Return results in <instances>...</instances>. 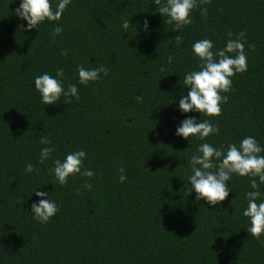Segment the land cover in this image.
<instances>
[{
    "label": "trees",
    "instance_id": "obj_1",
    "mask_svg": "<svg viewBox=\"0 0 264 264\" xmlns=\"http://www.w3.org/2000/svg\"><path fill=\"white\" fill-rule=\"evenodd\" d=\"M19 3L0 0V264H264V237L247 232L242 214L248 178L233 176L222 205L197 201L185 184L202 141L176 135L186 118L201 119L178 110L188 91L183 76L198 70L193 43L210 39L218 50L228 33H243L248 70L222 93L228 100L219 117L202 115L220 130L203 142L226 148L253 136L264 146V0H198L181 31L154 0H72L60 22L27 31L15 15ZM57 23L63 32L53 37ZM79 65H104L109 76L82 85ZM58 68L80 98L47 106L34 79ZM42 135L55 148L44 163ZM78 150L88 153L84 166L95 176L61 186L49 170ZM28 163L38 172L26 173ZM35 188L60 205L48 223L31 217Z\"/></svg>",
    "mask_w": 264,
    "mask_h": 264
},
{
    "label": "clouds",
    "instance_id": "obj_2",
    "mask_svg": "<svg viewBox=\"0 0 264 264\" xmlns=\"http://www.w3.org/2000/svg\"><path fill=\"white\" fill-rule=\"evenodd\" d=\"M203 2V0H201ZM72 0H20L15 15L26 21V30L32 31L45 23L60 22L70 6ZM156 12L168 18V23L175 24V30L181 31L192 23V13L198 7V0H154ZM206 13L207 9H203ZM132 26L130 21L124 20L122 28L127 30ZM143 28L148 32L149 23L144 21ZM62 24L57 23L51 35H61ZM229 39L221 49H215L210 39H201L193 43L192 52L198 58V70L193 69L183 76V85L188 91L179 100L178 110L183 114L199 113L201 119L191 116L183 120L176 129V135L190 142L191 139L202 141L187 161L190 168L188 191L196 193L197 201H205L215 207L222 205L233 191L229 187L234 175L247 177L251 190L246 193L247 206L243 216L247 218L248 233L257 239L264 237V146L255 137L246 136L239 143H229L227 147H215L206 141V138L217 135L219 128L211 121L202 119V115L219 117L222 105L227 103V95L232 88V78L247 69V54L244 47L243 33ZM177 44L182 42L181 37H176ZM68 50H62L61 55L67 57ZM174 57L169 56L168 63L172 64ZM109 68L104 65L99 67H77L79 83L88 85L96 83L109 76ZM163 71V69H162ZM67 77L63 68H58L54 75L44 73L34 79L35 89L40 94L41 103L44 105H58L63 100L65 104L71 103V98L79 100V90L76 84H65ZM163 93V92H162ZM136 99L142 102V97ZM173 104V103H172ZM40 144L45 145L40 150L39 162L44 163L52 157L55 148L53 141L47 135H42ZM88 153L84 150L71 151L62 160L55 159L54 166L49 170L61 186L67 184L70 178L77 175L88 177L95 173L84 166ZM183 166V165H182ZM181 166V167H182ZM26 173L38 172L31 163L26 165ZM119 180L124 183L128 177L125 169H120ZM88 190L93 188L91 183H85ZM41 188L33 189V194L38 201L31 204V217L38 223H48L54 218L60 205L46 191ZM30 196L29 198H31Z\"/></svg>",
    "mask_w": 264,
    "mask_h": 264
}]
</instances>
